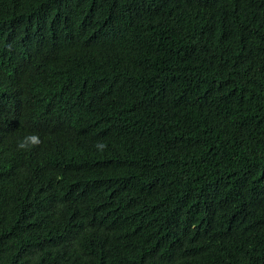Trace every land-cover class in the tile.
Segmentation results:
<instances>
[{
    "label": "trees",
    "instance_id": "1",
    "mask_svg": "<svg viewBox=\"0 0 264 264\" xmlns=\"http://www.w3.org/2000/svg\"><path fill=\"white\" fill-rule=\"evenodd\" d=\"M0 264H264V0H0Z\"/></svg>",
    "mask_w": 264,
    "mask_h": 264
},
{
    "label": "clouds",
    "instance_id": "2",
    "mask_svg": "<svg viewBox=\"0 0 264 264\" xmlns=\"http://www.w3.org/2000/svg\"><path fill=\"white\" fill-rule=\"evenodd\" d=\"M40 138L38 135L36 134H30L26 137H24V139L18 144V147L21 149H27L30 146H36L40 144ZM97 147L99 149H103L105 147V145L103 144H98Z\"/></svg>",
    "mask_w": 264,
    "mask_h": 264
}]
</instances>
